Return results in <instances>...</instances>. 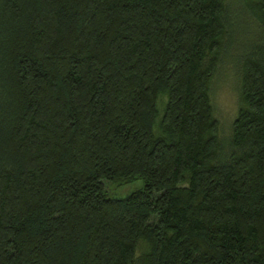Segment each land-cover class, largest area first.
I'll return each instance as SVG.
<instances>
[{"label":"trees","instance_id":"trees-1","mask_svg":"<svg viewBox=\"0 0 264 264\" xmlns=\"http://www.w3.org/2000/svg\"><path fill=\"white\" fill-rule=\"evenodd\" d=\"M241 4L232 40L225 0H0V264H264V0Z\"/></svg>","mask_w":264,"mask_h":264},{"label":"rangeland","instance_id":"rangeland-1","mask_svg":"<svg viewBox=\"0 0 264 264\" xmlns=\"http://www.w3.org/2000/svg\"><path fill=\"white\" fill-rule=\"evenodd\" d=\"M241 2L242 0H225L232 22V40L241 37L245 31L257 28L256 23L252 20L251 16L244 11ZM236 41L240 42L242 40L237 39ZM233 44L236 45L234 41ZM228 51L224 52L225 55H222L216 72L209 83V96L212 106V114L218 120V135L221 140L224 141L225 145L227 144L226 141L230 135L232 120L238 106L240 105L239 71L238 66H236V58L241 52H236V47ZM164 100V96H160L157 99V110L159 114L163 107ZM141 185L142 183L140 180H136L119 187H115L113 184H110L108 187L109 196L121 197L128 192L139 188ZM140 244L141 245H138L137 248V254H139L142 250V243Z\"/></svg>","mask_w":264,"mask_h":264}]
</instances>
